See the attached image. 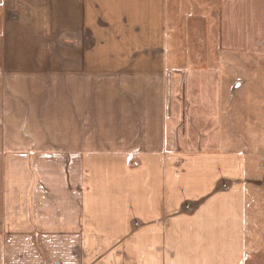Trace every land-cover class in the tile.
Listing matches in <instances>:
<instances>
[{
    "label": "crops",
    "instance_id": "crops-1",
    "mask_svg": "<svg viewBox=\"0 0 264 264\" xmlns=\"http://www.w3.org/2000/svg\"><path fill=\"white\" fill-rule=\"evenodd\" d=\"M262 81L264 0H0V264H264Z\"/></svg>",
    "mask_w": 264,
    "mask_h": 264
},
{
    "label": "rangeland",
    "instance_id": "rangeland-1",
    "mask_svg": "<svg viewBox=\"0 0 264 264\" xmlns=\"http://www.w3.org/2000/svg\"><path fill=\"white\" fill-rule=\"evenodd\" d=\"M172 6V5H171ZM193 17V16H192ZM169 29L171 32V35L173 37L177 36V33L182 31L184 34L181 36L180 40L183 45L180 44L177 47H181L182 49H186V52L191 55L193 51H201L203 46H196L193 48V31L190 27L193 18L188 20L183 21L182 24H179L178 22V15L170 11L169 14ZM176 34V36H175ZM170 37L171 40L174 39L173 37ZM187 37V38H186ZM188 42V46L185 45ZM176 46L170 47L171 49L175 48ZM208 49L210 48L208 45H206ZM213 48V47H212ZM188 50V51H187ZM259 81V80H258ZM260 83V81H259ZM261 83L262 86H258L257 83H249V87L252 85L256 93H247V89L239 91V95L241 96V101L245 105V110H238L242 111L241 114L235 115V120H239L238 117H241L242 121H244L245 125L243 126L242 130V138L246 139V145H247V150L249 153L248 156V171L249 174H252L254 170H256L258 178L264 180V81ZM257 91H260L257 93ZM245 94V95H244ZM240 105V104H239ZM239 108H242L238 106ZM244 131V132H243ZM243 142H245L243 140ZM257 157L253 156L252 154H256ZM254 182L253 179L249 182V187H248V195H249V209L252 210L253 215L251 213V220H250V245H255V230L253 225L255 226L254 222V213L256 214L258 211L257 206L259 200L264 201V185L261 189L257 187L258 189H254ZM258 190V192H257ZM264 205V203H263ZM264 209V207H263ZM250 213V212H249ZM262 227L264 228V223L262 224Z\"/></svg>",
    "mask_w": 264,
    "mask_h": 264
}]
</instances>
